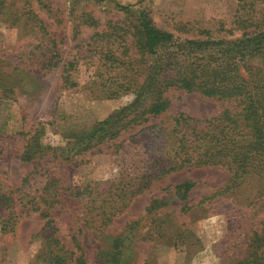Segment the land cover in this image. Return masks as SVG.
Here are the masks:
<instances>
[{
  "label": "rangeland",
  "instance_id": "374dc122",
  "mask_svg": "<svg viewBox=\"0 0 264 264\" xmlns=\"http://www.w3.org/2000/svg\"><path fill=\"white\" fill-rule=\"evenodd\" d=\"M112 1L0 0V220L10 224L0 233V264H28L37 249L31 237L47 233L45 220L29 204L45 177L56 181L59 203L48 217L54 235L67 251L74 252L75 241L85 264H108L116 239L121 240L119 264H234L244 256L251 234L264 227V187L254 180L236 182L222 192L228 179L224 170L171 173L151 181L97 231L67 192L84 186L100 192L122 178L125 166L127 172L155 170L149 161L137 164L147 144V137L135 134L139 127L99 145V153L88 150L65 161L45 157L27 163L19 158L36 127L43 128L41 146L69 150L79 134L131 100L128 93L112 96L115 72L102 58L104 40L93 38L94 33H122L120 28L131 22L133 16L115 4L133 14L143 11L156 29L175 37L212 33L233 39L242 33L233 24L236 0ZM252 16L264 19V11ZM67 62L73 64L74 88L61 87V69ZM261 62L255 58L248 64ZM162 97L168 108L146 125L167 123L178 114L210 117L225 107L221 101L179 90ZM120 142L122 149L115 147ZM34 167L41 177L20 189ZM187 179L194 186L187 194L188 209L182 212L183 202L172 187ZM152 202L156 205L148 210Z\"/></svg>",
  "mask_w": 264,
  "mask_h": 264
},
{
  "label": "trees",
  "instance_id": "16d2710c",
  "mask_svg": "<svg viewBox=\"0 0 264 264\" xmlns=\"http://www.w3.org/2000/svg\"><path fill=\"white\" fill-rule=\"evenodd\" d=\"M115 7L125 15H132L131 22L120 28L122 33H94L93 38L104 40L102 58L115 72L112 96L128 93L131 100L114 115L96 123L88 133L79 134L69 150L57 152L58 148L41 146L38 138L43 128L36 127L27 135L20 160L28 163L50 157L65 161L88 150L99 153L102 152L97 149L99 145L139 127L135 134L147 137V144L142 153L144 158L137 164L149 161L155 170L150 174L147 169L127 172L125 166L119 173L122 178L108 183L100 192L92 193L86 186L67 192L66 196L80 205L88 216L86 222L93 227L92 224H96L97 231L151 181L182 170L226 171L228 179L222 192L245 180H254L264 187V19L252 16L264 11V0H236L233 24L242 33L233 39L216 38L212 33L175 37L156 29L143 11H136L134 15L128 7L118 4ZM85 24L93 26L89 21ZM255 58L262 59L260 65L248 64ZM72 68L71 62L62 66V88L76 86L70 76ZM168 90L195 93L221 101L225 107L210 117L194 119L178 114L170 117L167 123L158 121L146 125L168 108V101L162 97ZM133 136L127 138L128 145ZM115 147L122 149L121 142ZM38 177L41 175L34 167L21 180L20 189L27 183H35ZM55 186L56 181L45 177L41 187L35 189L38 194L33 193L29 200L31 210L38 211L45 220L47 233L31 237L30 242H36L37 249L28 264H85L75 241L74 252L67 251L54 235L48 217L49 211L59 203ZM193 186L194 183L187 179L172 187L183 202L182 212L188 209L186 198ZM3 196L0 194V200ZM155 205L152 202L147 209H154ZM8 226V220H0V233H5ZM120 241L113 242L108 264H119ZM234 264H264V227L251 234L244 256Z\"/></svg>",
  "mask_w": 264,
  "mask_h": 264
}]
</instances>
